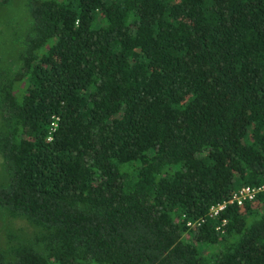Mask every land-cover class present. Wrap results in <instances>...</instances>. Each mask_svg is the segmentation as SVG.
<instances>
[{"label": "trees", "instance_id": "16d2710c", "mask_svg": "<svg viewBox=\"0 0 264 264\" xmlns=\"http://www.w3.org/2000/svg\"><path fill=\"white\" fill-rule=\"evenodd\" d=\"M21 1L0 264H264V0Z\"/></svg>", "mask_w": 264, "mask_h": 264}, {"label": "rangeland", "instance_id": "374dc122", "mask_svg": "<svg viewBox=\"0 0 264 264\" xmlns=\"http://www.w3.org/2000/svg\"><path fill=\"white\" fill-rule=\"evenodd\" d=\"M22 1L21 0H11L8 3H1L0 4V26H1V22L3 18H8V20L13 21H22L23 19V14L21 13V9H22ZM6 26V25H5ZM5 26L4 24L2 25L3 30H5ZM1 40V37H0ZM11 53V51L9 50L8 52H5V54L9 55ZM7 55V56H8ZM10 56V55H9ZM1 161V159H0ZM22 224L21 220L19 219H14V220H10V225H14L15 227H18ZM3 240V235H2V231L0 230V244Z\"/></svg>", "mask_w": 264, "mask_h": 264}, {"label": "built area", "instance_id": "2783aa9c", "mask_svg": "<svg viewBox=\"0 0 264 264\" xmlns=\"http://www.w3.org/2000/svg\"><path fill=\"white\" fill-rule=\"evenodd\" d=\"M264 185H260L257 188H253V187H249L248 185L245 186H241L240 188H238V190L236 192H234L230 198V201H232V199H234V201H236V203H240L242 201L243 198H250L253 194L254 191L263 188ZM221 205H219L220 207Z\"/></svg>", "mask_w": 264, "mask_h": 264}]
</instances>
